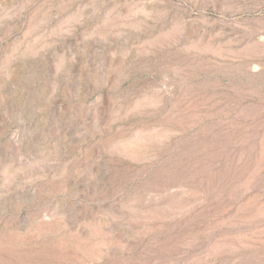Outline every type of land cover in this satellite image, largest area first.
<instances>
[{"label": "rangeland", "instance_id": "374dc122", "mask_svg": "<svg viewBox=\"0 0 264 264\" xmlns=\"http://www.w3.org/2000/svg\"><path fill=\"white\" fill-rule=\"evenodd\" d=\"M0 264H264V0H0Z\"/></svg>", "mask_w": 264, "mask_h": 264}]
</instances>
